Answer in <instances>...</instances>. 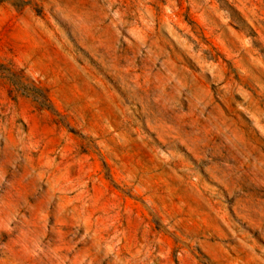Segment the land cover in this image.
<instances>
[{
    "label": "rangeland",
    "instance_id": "374dc122",
    "mask_svg": "<svg viewBox=\"0 0 264 264\" xmlns=\"http://www.w3.org/2000/svg\"><path fill=\"white\" fill-rule=\"evenodd\" d=\"M0 264H264V0H0Z\"/></svg>",
    "mask_w": 264,
    "mask_h": 264
}]
</instances>
